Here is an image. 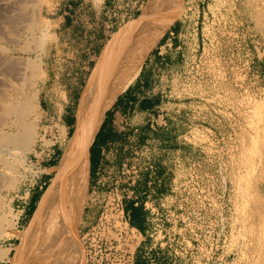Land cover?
Returning <instances> with one entry per match:
<instances>
[{
    "label": "rangeland",
    "instance_id": "rangeland-1",
    "mask_svg": "<svg viewBox=\"0 0 264 264\" xmlns=\"http://www.w3.org/2000/svg\"><path fill=\"white\" fill-rule=\"evenodd\" d=\"M167 2L161 36L108 111L105 144L96 143L82 164L86 221L73 240L95 220H114L109 194L117 189L124 220L125 207L138 209L135 264H264V0ZM0 7V57L24 74L0 76V138L33 129L22 163L0 145V264H10L19 244L11 231L25 232L37 206L22 222L19 211L46 171L41 97L73 85L65 74L84 70L91 51L103 54L109 36L121 37L133 18L110 23L90 0H0ZM31 63L35 78H28ZM49 73L65 79L48 80ZM20 101L30 110L25 119L2 113L3 103L18 108ZM91 152L99 154L98 173L87 190Z\"/></svg>",
    "mask_w": 264,
    "mask_h": 264
},
{
    "label": "crops",
    "instance_id": "crops-1",
    "mask_svg": "<svg viewBox=\"0 0 264 264\" xmlns=\"http://www.w3.org/2000/svg\"><path fill=\"white\" fill-rule=\"evenodd\" d=\"M90 1L92 2L94 9L97 10L98 17L101 19L106 18L110 23L112 22L111 18H114L115 16H122L125 18L132 17L133 19L128 27L124 29L121 37L120 34H117L114 37L109 36L107 43L102 47L105 49L103 54L99 53L96 55L95 50L91 51L93 52V55L86 58L87 60L83 64L85 65V67H83L84 70L80 69L77 73L65 74L66 76L69 75L73 78V85H57L56 83L57 87L49 89V91L45 92L44 96L42 95L40 104L42 107L44 125L43 128H41L42 134L40 141L42 142V149L39 152V157L44 161V164H41V167L46 171L41 175L39 185L37 184L29 195V199L24 201V205H22V209L19 211L21 222L22 219H29L31 217L36 206L45 196L52 171L54 170V177L57 173V167L66 159L75 142L76 134L84 116L99 99L101 92L108 82L109 76L115 69L116 63L125 52L129 40L135 32L148 2V0ZM136 18H138L137 22ZM110 26L112 27V25ZM149 40L137 56L131 75L134 72L135 65L140 55H142L145 48L148 47ZM46 64L49 65V59L46 61ZM131 75L125 86L105 111L101 126L97 132L99 135L96 134L97 137L95 136L89 150H91L98 142L100 144H105L104 134L107 135L108 132L105 130V125L107 123L106 112H108L111 107L118 106L114 103L121 93L126 90L125 87L131 79ZM47 77L48 80L52 81L53 79H56V81L59 79L63 81L65 79L64 74L51 75L49 73L47 74ZM62 145L63 150L61 148ZM89 150L75 165L65 185L54 198L48 209L38 237L37 259L34 261V264H45L44 255L45 253H49V244L56 233H64L63 238L56 245L55 249L58 250L61 247L68 246L71 241H73L74 236L76 235V225L80 226L86 221L83 220L85 219L84 211L86 206L84 205V208L81 206L88 196L86 192L85 197L84 191L80 188V183L83 176L82 164L88 155ZM90 155L91 158L88 160L87 169V190H89L91 181H93L92 177L98 173L96 166L97 161L99 160V154L96 155L94 152H91ZM42 180H44L43 183ZM44 190L45 193L38 201V193ZM73 204L74 207L72 206ZM81 210L82 213L78 219L76 216L79 215L78 212ZM15 240L16 237L13 236L8 238L4 244V249H9L7 258H9L13 252Z\"/></svg>",
    "mask_w": 264,
    "mask_h": 264
},
{
    "label": "bare ground",
    "instance_id": "bare-ground-1",
    "mask_svg": "<svg viewBox=\"0 0 264 264\" xmlns=\"http://www.w3.org/2000/svg\"><path fill=\"white\" fill-rule=\"evenodd\" d=\"M13 6L14 5H10V8H8L9 13L16 10L13 9ZM5 7H9V6L7 5L4 6L3 8ZM1 9L2 8L0 7V10ZM3 12L4 11L2 10V13ZM167 12H168L167 0H148L144 13L141 17V20L133 36L130 38L129 44L125 52L123 53L120 60L116 63L115 69L109 76L108 82L105 85L103 91L101 92L99 99L91 108V110H89L87 114L84 116L80 124V127L78 129V132L76 134V139L71 150L69 151L66 159L61 163V165L57 167V173L53 177L52 181L49 183L46 189L45 196L37 205V208L32 218L29 220L26 226L25 232L18 233L15 231H11L12 234H15V236L19 240V244L18 246H16L17 248L11 257L10 264H34V260L36 258L35 256L37 254L38 237L40 234L41 226L51 203L65 185L75 165L87 154L101 126L102 120L105 115V111L113 102V100L116 98L117 94L125 86L128 78L130 77L133 71L134 62L137 56L140 54V51L144 48L150 37L161 28L167 16ZM1 18L4 19V16ZM11 19L10 21L14 20ZM9 60L10 59L8 58L4 60L0 57V76L8 75L9 77H14L15 79L17 75H20L19 77L22 79L21 76L24 75L22 74L23 72L20 73L18 69L16 70L17 67H15V65L13 64H10ZM29 68L31 70V77L28 78H32L36 74L35 72L37 70L35 63L34 65L33 63H31L29 65ZM25 97L26 96H24V98ZM29 100L31 99L29 98ZM20 102L21 103L19 105L17 104L18 108L17 107L13 108L10 103H6V104L3 103V105L1 104L2 113L6 112L7 114H11L15 116L16 119L18 120L25 119L29 115L30 110L25 103H23L22 101ZM27 102H28V98H27ZM32 132L33 129L31 128V125L27 124L26 126L23 127L21 131L19 132L17 131V133H15L16 135H14L13 137H11L10 135L2 136L0 138V145L3 147H11L13 151V155L16 157V160L22 163L25 160L24 152L27 150L30 143H32L33 141ZM12 151L10 152L12 153ZM10 168H12V165ZM9 225L13 227V225L10 224V221H9ZM63 236H64L63 232L56 233L54 235L53 240L49 244V253L47 254L45 253L44 255L45 264H83L84 261L83 255L82 252L80 251V246L77 243L76 239L73 240V242L70 245L59 248L58 251L54 253V255L52 256L54 248L60 242ZM8 251L9 249H7L6 254H4L5 255L4 257L7 256Z\"/></svg>",
    "mask_w": 264,
    "mask_h": 264
},
{
    "label": "built area",
    "instance_id": "built-area-1",
    "mask_svg": "<svg viewBox=\"0 0 264 264\" xmlns=\"http://www.w3.org/2000/svg\"><path fill=\"white\" fill-rule=\"evenodd\" d=\"M109 195L111 209L116 214L114 220H95L93 225L78 232L76 239L83 264H135L139 232L124 220V206L117 189Z\"/></svg>",
    "mask_w": 264,
    "mask_h": 264
},
{
    "label": "trees",
    "instance_id": "trees-1",
    "mask_svg": "<svg viewBox=\"0 0 264 264\" xmlns=\"http://www.w3.org/2000/svg\"><path fill=\"white\" fill-rule=\"evenodd\" d=\"M166 21H167V20H166ZM166 21L163 23V25H162V27L160 28V30H158V31L156 32V34H154V35L151 37V39L149 40L148 45L151 43L152 39H153V40H156V39H158V38L161 36L162 31H163L164 27L166 26ZM148 45H147V46H148ZM126 91H127V90H126ZM120 98H121V96L118 97L117 101L115 102V105H116L117 102L120 100ZM141 107H146V105H145L144 102L141 103ZM107 114H108V112H106V115H107ZM97 135H99V133H98ZM96 137H97V136H96ZM126 211H127V215H128V217H129V220H128V221H129V224H130L131 226L136 225V224H135V220H132V219L138 216V209L130 205V206L125 207V212H126ZM143 262H144L143 260H137V264H143Z\"/></svg>",
    "mask_w": 264,
    "mask_h": 264
}]
</instances>
